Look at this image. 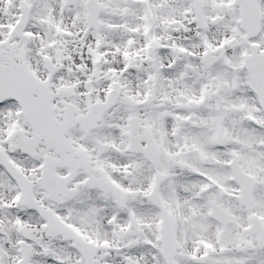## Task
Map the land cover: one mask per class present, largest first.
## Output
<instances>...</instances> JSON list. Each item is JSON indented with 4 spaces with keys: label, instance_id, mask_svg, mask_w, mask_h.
<instances>
[{
    "label": "snow or ice",
    "instance_id": "6c2138e0",
    "mask_svg": "<svg viewBox=\"0 0 264 264\" xmlns=\"http://www.w3.org/2000/svg\"><path fill=\"white\" fill-rule=\"evenodd\" d=\"M0 264H264V0H0Z\"/></svg>",
    "mask_w": 264,
    "mask_h": 264
}]
</instances>
